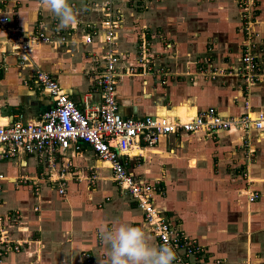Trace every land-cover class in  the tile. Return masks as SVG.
<instances>
[{"label": "crops", "instance_id": "obj_1", "mask_svg": "<svg viewBox=\"0 0 264 264\" xmlns=\"http://www.w3.org/2000/svg\"><path fill=\"white\" fill-rule=\"evenodd\" d=\"M105 2L69 0L77 22L61 28L41 0H7L5 9L25 37L43 34L55 44L32 42L24 66L0 31V126L17 117L37 122L52 107L38 90L36 69L50 74L80 110L100 104ZM112 3L121 20L114 49L123 117L185 120L208 108L224 117L264 113V74L250 87L236 75L244 33L235 0ZM256 3L251 32L258 35L254 53L264 62V0ZM93 28L100 35L86 44L83 38ZM213 72L221 74L212 77ZM55 160L69 177L65 195L43 181L36 194L33 181L49 171L37 156L0 160L2 225L21 245L2 264H108L101 231L118 222L140 227L157 245L142 211L89 147L70 146ZM123 161L134 179L159 184L154 206L204 249L199 264H264V128L247 134L179 132L152 147L138 143ZM246 192L260 197L249 202ZM11 213L19 214L18 221L5 220Z\"/></svg>", "mask_w": 264, "mask_h": 264}, {"label": "built area", "instance_id": "obj_2", "mask_svg": "<svg viewBox=\"0 0 264 264\" xmlns=\"http://www.w3.org/2000/svg\"><path fill=\"white\" fill-rule=\"evenodd\" d=\"M235 1L240 9L244 33V48L236 75L241 77L246 87H250L264 74V62L254 53L259 45L256 42L258 35L251 32V26L257 17V3L256 0ZM6 3L7 0H0V31L6 34L20 64L25 66L29 60L27 53L32 42H55L43 34L25 37L16 26L11 13L5 9ZM104 12V36L102 35L100 43L104 49L102 59L105 67L97 79L101 92L100 104L80 110L50 74L36 69L34 77L38 90L52 100V107L37 122L23 121L21 117H17L12 123L0 126V160L14 159L20 155L37 156L39 163L46 164L49 171L38 181H33L36 194L39 192V182L43 181L56 188L60 195H65L66 180L69 177L65 170L56 168V155L65 153L70 146L82 144L89 147L101 162L108 164L114 183L120 190L127 192L142 211L146 226L155 236L157 245H166L174 250L176 259L173 264H199L205 253L204 249L195 239L172 226L154 206V196L162 193L159 184L134 179L123 158L128 157L132 148L140 142L145 147H152L159 139L179 132L212 135L220 132L247 134L252 130L260 131L264 128V113L248 112L237 117H224L215 108H208L185 120L156 116L138 119L123 117L119 113L116 100V65L119 56L114 49L121 20L113 8L112 0H106ZM98 35L99 32L93 28L83 41L91 44ZM145 47L144 45V50ZM216 73L221 74L213 72L212 77ZM245 144L249 146V140ZM254 153L252 148L248 149L249 155ZM244 195L249 202L260 197L257 192H246ZM10 216L15 222L19 219L18 213H11L5 216V220H10ZM2 219L0 216V264L7 254L19 252L21 247L18 241L9 237L2 225ZM85 257L88 262V256Z\"/></svg>", "mask_w": 264, "mask_h": 264}, {"label": "clouds", "instance_id": "obj_3", "mask_svg": "<svg viewBox=\"0 0 264 264\" xmlns=\"http://www.w3.org/2000/svg\"><path fill=\"white\" fill-rule=\"evenodd\" d=\"M41 4L59 19L61 28L77 22L69 0H41ZM101 239L108 247V264H173L176 259L171 247L156 245L143 229L125 222L103 229Z\"/></svg>", "mask_w": 264, "mask_h": 264}, {"label": "rangeland", "instance_id": "obj_4", "mask_svg": "<svg viewBox=\"0 0 264 264\" xmlns=\"http://www.w3.org/2000/svg\"><path fill=\"white\" fill-rule=\"evenodd\" d=\"M147 36V35H146ZM148 50H150V47H148V45H146V47H145V51H146V53L148 52ZM142 51V53H143V50H141ZM139 56L141 55V52L139 53H137ZM148 54V53H147ZM144 58H146V59H148V56H146V57H144Z\"/></svg>", "mask_w": 264, "mask_h": 264}]
</instances>
